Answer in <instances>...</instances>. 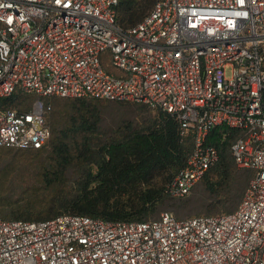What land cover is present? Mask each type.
<instances>
[{
    "label": "built area",
    "instance_id": "built-area-1",
    "mask_svg": "<svg viewBox=\"0 0 264 264\" xmlns=\"http://www.w3.org/2000/svg\"><path fill=\"white\" fill-rule=\"evenodd\" d=\"M117 4L0 0V98L33 96L27 111L0 103V147L44 146L53 97L137 101L194 132L167 195L186 196L218 161L207 136L226 125L240 130L237 165L254 171L244 197L187 218L0 217V264H264V0H156L126 29Z\"/></svg>",
    "mask_w": 264,
    "mask_h": 264
},
{
    "label": "trees",
    "instance_id": "trees-1",
    "mask_svg": "<svg viewBox=\"0 0 264 264\" xmlns=\"http://www.w3.org/2000/svg\"><path fill=\"white\" fill-rule=\"evenodd\" d=\"M155 2L118 0L117 24L124 29L137 25ZM32 101L33 96L21 90L0 98L6 107L24 111ZM50 101L52 133L44 146L0 147V217L39 221L69 213L145 221L159 217L163 207L175 200L165 188L187 162L193 131L181 135L173 116L137 101L99 97H53ZM127 103L147 115L134 123L121 114L117 127L103 132L108 109L117 111ZM151 109L157 114L151 115ZM239 135V129L219 125L207 136V143L219 150V159L201 181L210 192L226 193L224 201L231 204L220 213L238 208L254 174L251 168L239 167L232 155L231 145ZM28 164L36 165L35 175L21 184V190L12 191L11 174Z\"/></svg>",
    "mask_w": 264,
    "mask_h": 264
},
{
    "label": "rangeland",
    "instance_id": "rangeland-1",
    "mask_svg": "<svg viewBox=\"0 0 264 264\" xmlns=\"http://www.w3.org/2000/svg\"><path fill=\"white\" fill-rule=\"evenodd\" d=\"M226 73L227 76L231 75L230 67L226 69ZM121 114H123L125 120H129L134 123H137L138 120L141 122L142 118L147 115L143 110H141V108L128 103L126 106H119L117 111L115 109H108L102 123L103 132H111L115 127H117V124L120 122ZM156 114L157 110L151 109V115ZM35 172V164H28V166L22 167L17 171L15 169L9 179V182L12 184V191H16L18 189L21 190V184L29 181L35 175ZM223 194L226 193L222 191L210 192L200 180L189 194L183 197H175V200L171 201L169 205L163 207L161 212L168 210L180 218L220 213L231 204L230 201H224L225 195ZM210 210H213L214 212L210 213Z\"/></svg>",
    "mask_w": 264,
    "mask_h": 264
}]
</instances>
